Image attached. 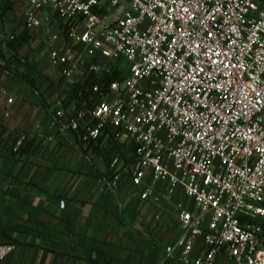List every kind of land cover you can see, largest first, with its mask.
<instances>
[{
  "label": "built area",
  "instance_id": "built-area-1",
  "mask_svg": "<svg viewBox=\"0 0 264 264\" xmlns=\"http://www.w3.org/2000/svg\"><path fill=\"white\" fill-rule=\"evenodd\" d=\"M15 2L22 32H48L60 131L116 148L113 187L129 176L143 200L181 190L193 201L179 205L180 235L165 253L178 249L181 264H264L262 0ZM15 247L0 244V262Z\"/></svg>",
  "mask_w": 264,
  "mask_h": 264
},
{
  "label": "crops",
  "instance_id": "crops-1",
  "mask_svg": "<svg viewBox=\"0 0 264 264\" xmlns=\"http://www.w3.org/2000/svg\"><path fill=\"white\" fill-rule=\"evenodd\" d=\"M21 8L1 0L0 60L13 66L29 61L43 81L39 94L0 70V244L16 246L0 264H181L178 249L169 256L165 246L180 235L179 205L193 207V201L181 190L163 204L143 200V186L129 176L113 187L116 148L105 139L86 144L60 131L49 108L59 70L48 57V32H22ZM11 34L29 41L15 49L8 46ZM21 134L27 139L15 151ZM166 187L159 183L156 190Z\"/></svg>",
  "mask_w": 264,
  "mask_h": 264
},
{
  "label": "trees",
  "instance_id": "trees-1",
  "mask_svg": "<svg viewBox=\"0 0 264 264\" xmlns=\"http://www.w3.org/2000/svg\"><path fill=\"white\" fill-rule=\"evenodd\" d=\"M11 6V5H10ZM29 41V37H22V38H13L8 41V46L13 48H18L24 43ZM22 64L24 65V69L17 68L16 65ZM16 65L10 64L4 56L0 60V70L17 80L27 84L33 90L40 94L39 84L43 81V75L37 70L35 66H33L29 61L18 59ZM81 90V86L77 87L75 92Z\"/></svg>",
  "mask_w": 264,
  "mask_h": 264
}]
</instances>
